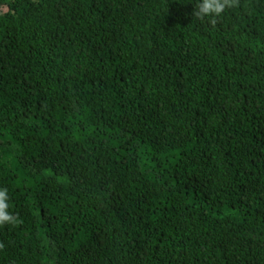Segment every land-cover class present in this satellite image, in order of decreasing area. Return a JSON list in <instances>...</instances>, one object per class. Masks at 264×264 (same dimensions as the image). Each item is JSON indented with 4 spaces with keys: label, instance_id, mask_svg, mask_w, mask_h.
<instances>
[{
    "label": "trees",
    "instance_id": "trees-1",
    "mask_svg": "<svg viewBox=\"0 0 264 264\" xmlns=\"http://www.w3.org/2000/svg\"><path fill=\"white\" fill-rule=\"evenodd\" d=\"M0 0V264H264V0Z\"/></svg>",
    "mask_w": 264,
    "mask_h": 264
},
{
    "label": "clouds",
    "instance_id": "clouds-1",
    "mask_svg": "<svg viewBox=\"0 0 264 264\" xmlns=\"http://www.w3.org/2000/svg\"><path fill=\"white\" fill-rule=\"evenodd\" d=\"M239 0H198L193 17L197 20L203 21L205 18H210L209 23L215 25L217 18L225 11L226 8H232L238 5ZM9 196L7 189H0V226L5 224L16 225L20 222L18 216H14L8 211ZM4 245L0 243V249Z\"/></svg>",
    "mask_w": 264,
    "mask_h": 264
}]
</instances>
